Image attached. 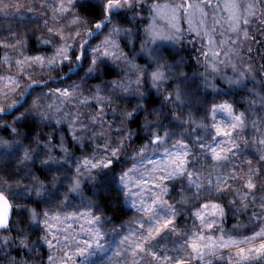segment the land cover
Here are the masks:
<instances>
[{
    "label": "clouds",
    "instance_id": "obj_1",
    "mask_svg": "<svg viewBox=\"0 0 264 264\" xmlns=\"http://www.w3.org/2000/svg\"><path fill=\"white\" fill-rule=\"evenodd\" d=\"M261 245L264 0H0V264Z\"/></svg>",
    "mask_w": 264,
    "mask_h": 264
},
{
    "label": "snow or ice",
    "instance_id": "obj_2",
    "mask_svg": "<svg viewBox=\"0 0 264 264\" xmlns=\"http://www.w3.org/2000/svg\"><path fill=\"white\" fill-rule=\"evenodd\" d=\"M193 247H196V245H193ZM261 248L264 249V245H261ZM178 264H183V261L178 262Z\"/></svg>",
    "mask_w": 264,
    "mask_h": 264
}]
</instances>
